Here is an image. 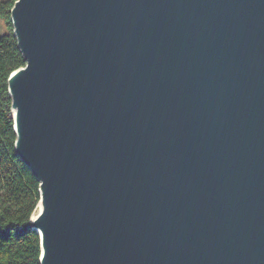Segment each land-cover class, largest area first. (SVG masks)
I'll return each instance as SVG.
<instances>
[{"label":"water","instance_id":"1","mask_svg":"<svg viewBox=\"0 0 264 264\" xmlns=\"http://www.w3.org/2000/svg\"><path fill=\"white\" fill-rule=\"evenodd\" d=\"M10 21L40 264H264V0H16Z\"/></svg>","mask_w":264,"mask_h":264},{"label":"trees","instance_id":"2","mask_svg":"<svg viewBox=\"0 0 264 264\" xmlns=\"http://www.w3.org/2000/svg\"><path fill=\"white\" fill-rule=\"evenodd\" d=\"M16 0L0 1V18L9 32L0 35V264H40L39 235L19 232L39 200V182L15 152L11 98L7 79L25 65L12 32L10 10Z\"/></svg>","mask_w":264,"mask_h":264},{"label":"rangeland","instance_id":"3","mask_svg":"<svg viewBox=\"0 0 264 264\" xmlns=\"http://www.w3.org/2000/svg\"><path fill=\"white\" fill-rule=\"evenodd\" d=\"M0 1H4V0H0ZM8 32H9V29H8L7 25H6L5 22L0 18V35L7 34Z\"/></svg>","mask_w":264,"mask_h":264},{"label":"bare ground","instance_id":"4","mask_svg":"<svg viewBox=\"0 0 264 264\" xmlns=\"http://www.w3.org/2000/svg\"><path fill=\"white\" fill-rule=\"evenodd\" d=\"M39 212V207L36 209V211L34 212V214L32 215V218H34Z\"/></svg>","mask_w":264,"mask_h":264}]
</instances>
